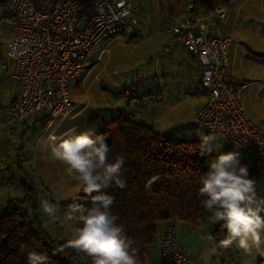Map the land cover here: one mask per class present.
Instances as JSON below:
<instances>
[{
  "label": "crops",
  "instance_id": "0c3cea01",
  "mask_svg": "<svg viewBox=\"0 0 264 264\" xmlns=\"http://www.w3.org/2000/svg\"><path fill=\"white\" fill-rule=\"evenodd\" d=\"M192 1L194 0H140V9L134 21L128 23L131 30L123 32L124 27L122 31L105 39V43L103 42L98 55L94 58L99 60L106 56L107 65L113 64L114 68H119V76H113L114 72H110L108 76L106 75V80L102 81L103 84L98 86L93 83V79L87 81L91 73L89 69L82 75L81 81L75 82V78L88 66V62L85 61V67L74 79H71L75 80L73 88L68 84L71 98L69 108L60 112L50 126H44L45 117L41 112L26 118L18 130L22 140L15 146H18L22 153L24 146L27 148V144H31L40 166L55 172L57 168H62L63 173L59 171V175L65 174L68 181L71 179L75 181L67 174L66 165L52 159L46 143L50 134L61 137L64 133L74 134L69 131L72 129L75 133L88 130L111 112L123 107L127 110H135V114L142 121L163 132L183 129V126L190 122L189 118L190 123L193 124L196 110L204 102L207 91L199 82L200 63L186 49L178 34L172 31L175 20L187 16L186 2ZM216 6L225 7L224 21L213 14ZM3 13L0 0V14ZM191 14L208 24V34L229 37L227 53L230 70L236 77L249 81L248 86L241 91L242 103L252 120L264 122V0H195ZM197 30L195 26L194 31ZM9 31L10 23L6 21L0 30V149L2 151L5 148L10 149V137L16 132V128L5 126V122L7 102L13 99L19 90L11 74L10 64L3 62ZM143 61L149 64L148 80H144L141 85H135L136 79L140 78L137 66ZM103 66L102 64L101 68ZM133 85L135 93L146 92L148 95L141 100L135 98L126 103L125 99L128 97L126 95ZM121 88L128 89L125 94L122 93V96L116 94ZM192 134L201 139V135L214 133L198 127L190 135ZM217 143L220 145L217 151H235L221 139ZM36 145L38 147H35ZM217 151L213 153L217 155ZM239 160L250 170L248 160L241 154ZM249 178L254 181L257 197L264 198V169L249 171ZM47 191L56 200H63L59 196L55 197V193L53 194L49 189ZM53 191L55 192L54 189ZM76 192L74 191L72 195ZM0 196L2 202L9 197V194L0 193ZM174 225L177 232L176 223ZM179 227L181 234L182 231H186L192 234L200 232L211 235L215 224L209 222L207 213L198 224L181 223ZM224 238L225 236L222 235L216 236L215 244L219 246V241ZM205 241L207 242L206 239ZM180 247L188 257L187 264H231V247L223 248L221 253L214 252L211 260L201 258L195 252L188 255L181 244ZM239 252L242 256L253 254L252 257L256 259H264V254L256 249L247 254L242 250ZM146 264H161L157 243L148 251Z\"/></svg>",
  "mask_w": 264,
  "mask_h": 264
},
{
  "label": "built area",
  "instance_id": "2783aa9c",
  "mask_svg": "<svg viewBox=\"0 0 264 264\" xmlns=\"http://www.w3.org/2000/svg\"><path fill=\"white\" fill-rule=\"evenodd\" d=\"M140 0H1L0 30L9 21L10 31L3 62L10 64L19 87L7 102V126L21 141L19 127L27 117L41 112L44 126L70 104L68 84L85 67L91 49L133 22ZM187 16L175 20L173 31L200 63V85L207 91L193 124L206 129L238 151L250 167L264 169V122H255L241 100L249 81L232 74L227 53L229 37L208 34V24L195 18L193 3ZM213 14L224 21L225 7ZM197 26L198 30L194 31ZM239 145V147H238ZM161 264H187L176 227L168 223L156 235Z\"/></svg>",
  "mask_w": 264,
  "mask_h": 264
},
{
  "label": "trees",
  "instance_id": "16d2710c",
  "mask_svg": "<svg viewBox=\"0 0 264 264\" xmlns=\"http://www.w3.org/2000/svg\"><path fill=\"white\" fill-rule=\"evenodd\" d=\"M192 3L194 9L195 0ZM126 90L118 89L116 94L122 96ZM131 91V95H126V103L148 95L135 93L134 85ZM90 129L106 135L110 160L114 161L117 156L125 160L122 168L125 187L113 185L106 191L114 197L110 210L119 217L117 223L131 240L138 264H146L148 251L165 225L176 221L196 225L206 217L203 198L198 195L199 179L209 170V163L216 155L213 152L201 155V139L197 136L178 137L173 131H160L142 121L135 110L124 107L111 112ZM254 170L250 167L249 171ZM38 182L41 185L36 187L22 180V197L10 195L0 203V264H28L30 251L46 256L47 264H92L91 257L66 246L74 235L55 232L51 225L55 223L40 210L42 198L64 209L71 203L91 206L90 198L78 190L66 199L56 200L48 193L47 186ZM211 235L213 238L226 236V229L222 224H215ZM62 246L63 251H57ZM252 264H264V259L258 258Z\"/></svg>",
  "mask_w": 264,
  "mask_h": 264
},
{
  "label": "clouds",
  "instance_id": "9594fccd",
  "mask_svg": "<svg viewBox=\"0 0 264 264\" xmlns=\"http://www.w3.org/2000/svg\"><path fill=\"white\" fill-rule=\"evenodd\" d=\"M61 137L50 134L47 148L52 159L66 165V172L79 184L91 206L71 203L63 214L77 227L74 238L66 246L91 257L92 264H138L136 250L118 224L119 217L111 212L114 197L106 191L113 185L124 188L122 168L125 160L117 156L110 160L111 149L105 134L93 130L75 133L69 130ZM221 137L215 134L201 135L200 154H210L220 147ZM239 147V145H238ZM238 151L220 152L211 159L209 170L200 179L198 195L208 213L211 224H222L226 236L219 246H235L244 253L256 249L264 254V198L257 197L249 169L241 164ZM150 187V185H148ZM75 200L76 197H73ZM40 210L49 218L58 216V204L42 198ZM214 244L211 235L204 237ZM215 248H213V251ZM57 251H63V246ZM47 257L30 251L28 264H47Z\"/></svg>",
  "mask_w": 264,
  "mask_h": 264
},
{
  "label": "rangeland",
  "instance_id": "374dc122",
  "mask_svg": "<svg viewBox=\"0 0 264 264\" xmlns=\"http://www.w3.org/2000/svg\"><path fill=\"white\" fill-rule=\"evenodd\" d=\"M131 30L130 24L125 25V30L123 32H128ZM105 43V40L96 45L93 48V51L89 56L85 59L88 62V66L82 70L79 76H77L76 81L71 80L69 85L72 87L75 85V82L81 81V77L84 73H86L89 69L91 70L90 76L88 77L87 81L89 82L93 79V83L95 85L103 84V80H106V77L111 72L113 76H119V68L113 67L112 65H107L106 56L103 58L101 57L99 60L94 59L95 56L98 55L100 47ZM102 64L104 65L102 68ZM106 65L108 67H106ZM149 64L146 61H143L141 64L137 66V70L139 71L140 78L136 79L135 84L141 85L144 80L147 81V70ZM118 71V72H117ZM107 75V76H106ZM74 79V78H73ZM105 82V81H104ZM135 87V86H134ZM73 88V87H72ZM146 93V92H144ZM132 91L128 93L131 95ZM148 93H146L147 95ZM188 120L191 119L189 118ZM188 123V125L183 126V129H177L173 131V135H177L178 137H189L191 132L195 131L198 127L194 126L192 123ZM199 132V130H198ZM196 132V133H198ZM10 149L5 148L3 151L0 149V193L2 195H12L15 197H22L23 191H20V184L22 180H26L28 183H33L34 186L41 185L38 181L40 180L46 186H49V189L53 194L55 193V197L59 196L61 198H68L72 193L79 190V184L77 181H68V177L63 174L59 175L60 172L63 173L62 168H57L56 172L53 170H46L39 163L36 161V152L34 151L33 146L31 144H27V148L24 146V150L21 153L20 148L15 146L18 144L19 141H12L10 140ZM35 147H38L36 145ZM36 150V149H35ZM33 151V152H32ZM35 152V153H34ZM20 165V167H19ZM60 171V172H59ZM26 172L30 175L27 177ZM59 172V173H58ZM43 188V187H42ZM55 190V192L53 191ZM67 191H69L67 193ZM2 197V196H0ZM1 202V201H0ZM67 209L61 208L58 205V216L56 219L49 218V221H53L55 224H51L53 230L61 231V234L72 236L74 235L76 225L73 222L67 221L64 217V213ZM177 226V233H178V240L183 248V250L188 254H192L195 252L197 256H200L203 259L211 260L213 253H221L223 248L219 247L217 244L209 243V241H205L204 237L206 234L200 233H187L186 231H182L180 233L179 225L184 223L186 225H191L184 221H176ZM179 230V231H178ZM213 248L215 250L213 251ZM235 244L231 246V264H252L254 260L257 259L252 257L253 254L242 256L239 252ZM252 262V263H251Z\"/></svg>",
  "mask_w": 264,
  "mask_h": 264
}]
</instances>
